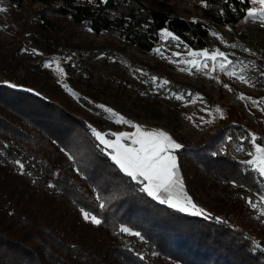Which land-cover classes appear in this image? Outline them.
<instances>
[{
  "label": "trees",
  "instance_id": "1",
  "mask_svg": "<svg viewBox=\"0 0 264 264\" xmlns=\"http://www.w3.org/2000/svg\"><path fill=\"white\" fill-rule=\"evenodd\" d=\"M189 1L202 3L200 15L185 17L169 0H0L5 27L18 33L12 49L1 51L0 45V264H154L152 252L160 264H264V204L257 198L264 194V177L241 163L254 146L241 139L250 132L234 104L175 152L195 203L208 186L232 191L230 202L220 198L207 207L222 218L218 222L141 192L97 146L85 119L23 39L29 35L48 53L67 40L79 53L95 55L103 45L70 39L82 29L113 30L122 41L150 51L168 28L186 44L205 45L210 31L237 21L251 7L247 0ZM255 61L264 66V56ZM136 64L162 75L149 62ZM167 81L176 90L196 89L187 81ZM146 94L150 102L167 103L161 92L146 89ZM16 160L25 164L24 172ZM247 197L260 207L252 208ZM81 209L102 223L86 221ZM122 224L143 239L120 232Z\"/></svg>",
  "mask_w": 264,
  "mask_h": 264
},
{
  "label": "rangeland",
  "instance_id": "2",
  "mask_svg": "<svg viewBox=\"0 0 264 264\" xmlns=\"http://www.w3.org/2000/svg\"><path fill=\"white\" fill-rule=\"evenodd\" d=\"M169 1L175 3L178 12L185 17H194L202 13L201 2ZM251 7L260 8L261 5L251 4ZM0 8H4V5L0 4ZM245 16L246 13L237 21L220 24L217 30L210 31L205 45L186 44L175 31L163 28L160 42L150 51H142L135 45L122 41L113 30L95 32L82 29L70 39L72 43L91 41L95 46L103 45L104 50L95 55H89V52L79 53L73 49L76 47L68 46L67 40L65 42L67 44L60 45L56 52L48 53L40 42L29 35H24L23 39L28 38L27 42L36 50L35 61L41 62L44 66L49 62L59 63V67L64 70L63 74L57 70L56 63H52L47 69L60 90L75 106L74 110L89 126L97 130L112 133L134 132L136 129L133 125L138 124L145 131L166 132L182 144L185 139H197L206 129L215 125L221 116L218 110L223 112L222 116H226V105L232 103L237 109V116L249 132L256 134L257 143L264 146V76H261L264 66L258 65L255 61L257 56H264V23L253 18L245 19ZM0 21L1 51L10 50L14 47L13 43L18 40V33L5 27L4 11H0ZM165 30L179 39L168 37ZM213 32L219 35H213ZM170 38L174 42L170 41ZM157 49L160 51L157 52ZM203 49L210 52L219 49L225 52L228 59L235 62L231 67L238 73L243 70V74L252 83H245L238 76L226 75L219 69L211 72V62L208 70L199 72L193 70L191 73L181 71V68L190 67L186 61L203 59L189 55V50ZM22 51L23 47L19 52ZM177 53L181 55H176ZM28 61L30 60H25ZM141 61L155 65L162 75L150 73L136 64ZM205 71L210 74L206 75ZM152 77H156L157 80L154 82ZM168 77L190 82L196 89L184 92L166 85L161 87ZM65 84L71 88V92L64 87ZM225 84L229 87H225ZM146 89L161 92L167 103L146 100L149 99ZM73 92L77 95H73ZM181 94L182 99L176 98ZM254 100L259 101V104H254ZM100 105L111 108L133 123H117ZM254 151L255 148L252 152ZM251 158L249 156V159ZM178 174L181 176L180 169ZM184 191L186 192L185 187ZM186 194L189 195L187 192ZM231 194V190L220 185L208 186L202 191L201 198L196 204L207 210L208 205H216L220 198L230 202ZM257 198L260 200V196ZM132 231L136 232L133 229ZM126 234L128 237L132 236ZM152 255L155 256L153 263L160 264L155 252H152ZM175 264L180 263L177 261Z\"/></svg>",
  "mask_w": 264,
  "mask_h": 264
},
{
  "label": "snow or ice",
  "instance_id": "3",
  "mask_svg": "<svg viewBox=\"0 0 264 264\" xmlns=\"http://www.w3.org/2000/svg\"><path fill=\"white\" fill-rule=\"evenodd\" d=\"M247 2L252 5L259 4L261 7H248L246 9L245 19L253 18L261 23H264V0H247ZM205 6H207L206 3ZM0 11H6V9L0 8ZM221 14H223V10H221ZM165 33L168 37L177 40L179 39L172 33L167 32V30H165ZM213 35H219V33L213 32ZM220 39L223 40V37L220 36ZM233 47H236V45H233ZM159 51L160 50L157 49V52ZM33 52L35 53L36 50H33ZM176 55L181 54L177 53ZM189 55L193 57H202L203 59H193L186 61L190 67L181 68V71H188L191 73L193 70L197 72L208 70L210 67L209 62H211V72H215L217 69H219L220 71L225 72L226 75L238 76L241 81L245 83H252L243 74V70L238 73L235 68L231 67L235 62L228 59L227 54L220 51L219 49H215L211 52L208 49H203L200 51L189 50ZM52 63H56L57 70L62 74L64 73V70L59 67L58 62H49L45 66L51 67ZM205 74L207 75L210 73L205 71ZM261 76H264V72H261ZM151 79L154 82L157 80L156 77H152ZM168 83L170 82L164 80L161 87L167 85ZM10 86L13 88L17 87L15 84ZM224 86L229 87L227 84ZM64 87L67 88L68 91H72L67 84H65ZM28 91L33 90L28 89ZM36 94L40 95L39 93ZM73 95L77 94L73 92ZM176 98L182 99L183 94L177 96ZM241 98H243V95ZM248 99L251 100L252 98L248 97ZM253 103L259 104V101L254 100ZM100 107L105 109L110 117L114 118L117 123H133L118 113H115L111 108H105L104 105H100ZM218 111H220L222 116L223 112L221 110ZM133 127L136 129L134 132H104L91 126H89V131L97 142V146L105 152L107 157L114 163L116 167H118L121 172H123L127 177L130 178V180L136 182L140 186L139 190L141 192L145 193L153 200L161 204L168 205L169 207L179 211L190 212L197 216L215 219L218 222L222 221L221 217H213L211 213L199 207L184 191L182 178L178 174V158L174 154L177 150L182 149L184 146L174 140L166 132L160 130L145 131L138 124L133 125ZM110 136L115 138H108ZM227 139L231 141L233 137L228 136ZM241 139H249L255 148L254 152H249V155L252 158L242 161L241 163L251 168L253 171L258 172L261 177H264V146H261V144L257 143V136L254 133H250L248 136L242 137ZM125 140L128 142L126 143ZM239 150L244 151L243 146H241ZM61 151H64V149H61ZM66 155H68V159L70 161H75V157L73 155L68 153H66ZM15 163L18 165L20 171L24 172L25 164L20 160H16ZM74 170L77 173H81V169L78 167ZM56 174L58 175V173ZM233 183L235 184L236 182L233 181ZM50 186L55 187V185ZM96 199L99 201L98 207L100 209H104L106 204L104 203V199L100 193L96 194ZM246 200L252 208L257 209L260 207V205H258L257 202L251 197H247ZM260 202L261 204H264V194H261ZM261 211L264 213V208H261ZM81 214L86 221H90L96 225L102 223V220L98 218L97 215L92 214L89 211L81 209ZM120 232L129 233L139 237L140 239H143V236L140 232H133L132 229L123 225L120 227Z\"/></svg>",
  "mask_w": 264,
  "mask_h": 264
}]
</instances>
